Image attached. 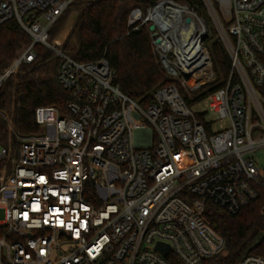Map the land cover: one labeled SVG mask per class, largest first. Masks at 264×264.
<instances>
[{
  "label": "built area",
  "instance_id": "2783aa9c",
  "mask_svg": "<svg viewBox=\"0 0 264 264\" xmlns=\"http://www.w3.org/2000/svg\"><path fill=\"white\" fill-rule=\"evenodd\" d=\"M76 1L0 0V25L16 20L32 40L0 72V90L40 45L59 59L70 99L64 112L35 110L39 131L17 136L18 152L0 144V264H209L226 241L208 207L236 214L264 192V0H201L230 71L197 102L217 81L206 19L175 0L133 8L129 33L149 27L172 82L146 108L122 93L106 58L79 63L51 40Z\"/></svg>",
  "mask_w": 264,
  "mask_h": 264
},
{
  "label": "trees",
  "instance_id": "16d2710c",
  "mask_svg": "<svg viewBox=\"0 0 264 264\" xmlns=\"http://www.w3.org/2000/svg\"><path fill=\"white\" fill-rule=\"evenodd\" d=\"M160 0H77L50 31L54 40L68 19L77 15L73 29L64 43L65 54L79 63H94L106 58L117 72L115 84L123 94L143 108L153 102V93L170 85L159 58L154 53L149 27L129 33L128 18L135 7L147 12ZM194 8L205 19L209 18L201 0H175ZM209 39V38H208ZM205 45L210 53L217 81L201 93L200 101L219 90L230 71L229 56L219 39ZM31 38L16 20L0 25V72L4 71L31 44ZM37 58L33 64L22 66L0 90V144L10 154L18 152L17 136L35 134V110L54 106L64 112L69 95L57 79L59 59L47 48L35 47ZM189 106L194 105L187 96ZM200 121L204 115L198 114ZM207 224L226 241L225 251L209 264H237L246 255L264 258V192L258 200L236 214L209 206ZM4 230L0 227V237Z\"/></svg>",
  "mask_w": 264,
  "mask_h": 264
},
{
  "label": "rangeland",
  "instance_id": "374dc122",
  "mask_svg": "<svg viewBox=\"0 0 264 264\" xmlns=\"http://www.w3.org/2000/svg\"><path fill=\"white\" fill-rule=\"evenodd\" d=\"M76 20H77V15L73 14L68 19V21L66 22L65 26L63 27V29L61 30L60 34L57 36L56 39L64 44L68 39ZM206 21L208 23L209 31H210V37L208 39L209 40L208 42L211 43L218 39V32L210 18H207ZM256 158H257L258 166L264 170V150L260 151L256 155ZM0 218L1 220H3L4 218L3 212L1 213Z\"/></svg>",
  "mask_w": 264,
  "mask_h": 264
},
{
  "label": "water",
  "instance_id": "95a60500",
  "mask_svg": "<svg viewBox=\"0 0 264 264\" xmlns=\"http://www.w3.org/2000/svg\"><path fill=\"white\" fill-rule=\"evenodd\" d=\"M155 29V27L152 25L151 27H150V31H153ZM158 249H160L161 251H162V248H161V246H158ZM167 252H164V254H166Z\"/></svg>",
  "mask_w": 264,
  "mask_h": 264
}]
</instances>
